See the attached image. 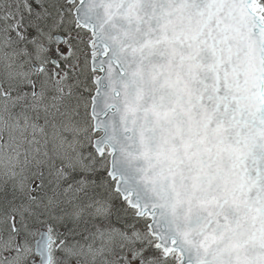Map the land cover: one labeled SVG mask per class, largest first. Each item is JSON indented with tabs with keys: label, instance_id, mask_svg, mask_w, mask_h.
<instances>
[{
	"label": "snow or ice",
	"instance_id": "1",
	"mask_svg": "<svg viewBox=\"0 0 264 264\" xmlns=\"http://www.w3.org/2000/svg\"><path fill=\"white\" fill-rule=\"evenodd\" d=\"M0 264H264V0H0Z\"/></svg>",
	"mask_w": 264,
	"mask_h": 264
}]
</instances>
